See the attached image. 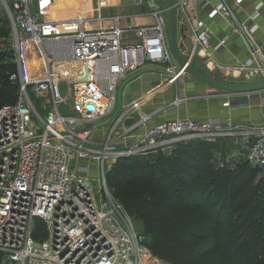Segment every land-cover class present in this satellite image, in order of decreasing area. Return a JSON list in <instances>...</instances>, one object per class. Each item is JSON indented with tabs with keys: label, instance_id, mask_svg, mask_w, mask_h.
Returning a JSON list of instances; mask_svg holds the SVG:
<instances>
[{
	"label": "built area",
	"instance_id": "2783aa9c",
	"mask_svg": "<svg viewBox=\"0 0 264 264\" xmlns=\"http://www.w3.org/2000/svg\"><path fill=\"white\" fill-rule=\"evenodd\" d=\"M172 1L177 19L188 25L181 68L171 56L162 15L167 6L160 0H146L150 23L122 25L116 14L97 15L79 17L73 29L51 33L44 32L33 0H0L15 65L8 77L17 85L15 99L0 105V254L5 264H150L146 256L158 260L108 188L106 173L119 157L166 151L179 140L225 139L230 149L216 152V164L233 166L244 159L260 167L264 178V115L258 120L249 112L240 118L175 117L148 124L157 110L144 111V99L168 84H174L175 92L158 109L165 113L184 109L190 97L207 104L220 101L228 108L258 99L264 108V86L243 92L213 88L200 94L178 86L195 52L203 51L206 63L214 60L213 50L224 45L227 35L211 48L207 22L188 9L207 0ZM262 4L258 0L242 20L225 0L208 10L209 17L229 21L230 31L243 39L247 50L241 62L218 65L225 77L264 79V51L255 37ZM154 71L159 78L151 81ZM135 80L149 87L124 99L123 87ZM36 218L46 228L39 240L31 236Z\"/></svg>",
	"mask_w": 264,
	"mask_h": 264
},
{
	"label": "trees",
	"instance_id": "16d2710c",
	"mask_svg": "<svg viewBox=\"0 0 264 264\" xmlns=\"http://www.w3.org/2000/svg\"><path fill=\"white\" fill-rule=\"evenodd\" d=\"M10 30L0 10V105L15 99ZM216 145L179 140L149 157L117 158L111 195L140 220L151 253L167 264H264V178L244 159L218 166ZM31 236H46L34 219Z\"/></svg>",
	"mask_w": 264,
	"mask_h": 264
},
{
	"label": "crops",
	"instance_id": "0c3cea01",
	"mask_svg": "<svg viewBox=\"0 0 264 264\" xmlns=\"http://www.w3.org/2000/svg\"><path fill=\"white\" fill-rule=\"evenodd\" d=\"M217 1L218 0H207V2L203 5H191L188 9L191 16L201 17L207 22V25L211 30L209 37L211 48H214L220 37L227 35L224 45L216 50H213L214 60L206 63L207 61L203 57V51H198L194 54V56H197L198 61L196 69L205 71V73H208L211 76H213L214 73H217L218 77L226 79L227 77L224 76L226 72L224 69H219L218 65L236 64L241 62L246 58L247 50L243 39L238 34L230 31V23L227 19L220 16H208V10L211 5ZM225 1L233 4L235 15L242 20L252 12L258 0H240L235 4L233 3L234 0ZM166 6L167 3L165 2V6L162 7L164 8ZM32 9L44 21L43 29L45 33L73 29L79 17H93L97 15L108 16L116 14L119 16V21L122 25H141L153 21V17L149 12L146 0H33ZM255 21L258 25L255 37L261 44L264 51V0L263 4L258 8ZM179 22L181 21L177 19L178 24ZM178 26V28L181 27L180 24ZM183 33L185 34V38L181 37L182 32L177 34L178 43L183 44L179 47L181 56H183V53L189 43L187 32L184 27ZM231 76L240 77L241 75ZM151 78V81H156L159 78V74L154 71L151 73ZM181 80V82L179 81L178 86L189 94H200L213 90L209 83L207 84L199 78H194L190 81H186L184 79ZM239 82L241 81H238V83ZM147 87H149L148 82L135 80L123 87V98L129 100L136 97ZM174 92V84H168L166 85L165 90L155 92L152 96L153 98L144 99V104L142 105L144 111L155 112L157 110L151 116L148 124H154L156 122L175 117L205 119L212 116L220 118L231 116L233 118H240V115L245 112H249L254 119L258 120L261 115H264V108L258 104V99H252L250 105H231L228 108L223 106L220 101L207 104L203 98L190 97L184 109L169 113L158 110L162 107L163 103L172 99ZM132 114L135 116L134 113ZM124 122H127V119H125ZM214 143L216 145V152L220 153L230 149V145L225 139L217 140Z\"/></svg>",
	"mask_w": 264,
	"mask_h": 264
},
{
	"label": "water",
	"instance_id": "95a60500",
	"mask_svg": "<svg viewBox=\"0 0 264 264\" xmlns=\"http://www.w3.org/2000/svg\"><path fill=\"white\" fill-rule=\"evenodd\" d=\"M167 3V9L170 11V48L173 53V56L175 57L177 63L179 64V68L183 67L185 64V60L181 58V55L179 53L178 47L182 45V43L177 42V14L175 7L173 6V1L172 0H163ZM181 27L179 28L180 32H182L181 37L185 38V34L183 33V22H179ZM178 70V69H177ZM185 71L187 72L188 75L184 76V80L190 81L194 78H199L203 80L206 83H209L215 87L224 89V90H229V91H235V92H243V91H251L258 89L262 86H264V79L257 80V81H250L246 83H232L228 81H224L219 78H215L211 76L208 73H205L201 70H198L191 65H186L185 66ZM106 122V119L101 121L100 124H103Z\"/></svg>",
	"mask_w": 264,
	"mask_h": 264
},
{
	"label": "rangeland",
	"instance_id": "374dc122",
	"mask_svg": "<svg viewBox=\"0 0 264 264\" xmlns=\"http://www.w3.org/2000/svg\"><path fill=\"white\" fill-rule=\"evenodd\" d=\"M160 4H161V6H165V1H163V0H161L160 1ZM0 10L2 11V12H4L3 11V9H2V7L0 6ZM162 15H163V17H164V32H165V36H166V39H167V41L169 42V39H170V11L169 10H164V11H162ZM182 22H184V21H182ZM179 24L177 23V29H176V32H177V34L178 33H180V30H179V26H178ZM183 27H184V29H186V32H188V25H187V23H185L184 22V24H183ZM178 42V41H177ZM200 53H202V52H200ZM173 53H171V56L173 57V55H172ZM200 55V54H199ZM174 59H175V57H174ZM176 60V59H175ZM177 63V62H176ZM164 64V63H163ZM197 64H198V61H197V56H194L193 58H192V60H191V62H190V64L189 65H191L192 67H194V68H197L196 66H197ZM203 72H205V71H203ZM188 75V74H187ZM236 76V75H235ZM213 77H215V78H219V79H222V78H220V77H218V74L217 73H214V75H213ZM184 79V78H183ZM222 80H224V81H228V82H232V83H238V81H241V82H239V83H246V81H245V79L243 78V77H227L226 79H222ZM182 81V80H181ZM180 81V82H181ZM237 81V82H236ZM208 84V83H207ZM212 88H218V87H215V86H213V85H211V84H209ZM60 89H61V91H63V86H62V83H61V85H60ZM97 133V131H95V134ZM143 157H149L150 158V154L149 153H147V154H143L142 155ZM128 213V212H127ZM129 214V213H128ZM130 215V214H129ZM130 217L132 218V220H133V222H134V224L136 225V227H137V230H139V231H142V225H141V222H140V220H137V219H135V218H133V216L132 215H130ZM153 255V254H152ZM154 256V255H153ZM156 257V256H155ZM157 258V257H156ZM160 262H162V263H164V264H167L166 262H164L163 260H161V259H159V258H157ZM0 264H5L4 263V261L2 260V256H1V254H0Z\"/></svg>",
	"mask_w": 264,
	"mask_h": 264
},
{
	"label": "bare ground",
	"instance_id": "6f19581e",
	"mask_svg": "<svg viewBox=\"0 0 264 264\" xmlns=\"http://www.w3.org/2000/svg\"><path fill=\"white\" fill-rule=\"evenodd\" d=\"M68 71H70V69ZM146 257H147V262H149L150 264H164L159 260H156L155 258H152L150 256H146Z\"/></svg>",
	"mask_w": 264,
	"mask_h": 264
}]
</instances>
